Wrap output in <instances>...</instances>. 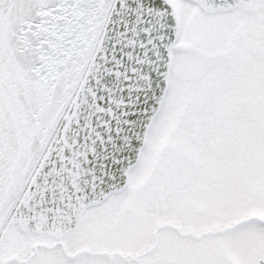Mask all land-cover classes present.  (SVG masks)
<instances>
[{
	"label": "snow or ice",
	"instance_id": "obj_1",
	"mask_svg": "<svg viewBox=\"0 0 264 264\" xmlns=\"http://www.w3.org/2000/svg\"><path fill=\"white\" fill-rule=\"evenodd\" d=\"M0 264H264V0H0Z\"/></svg>",
	"mask_w": 264,
	"mask_h": 264
}]
</instances>
